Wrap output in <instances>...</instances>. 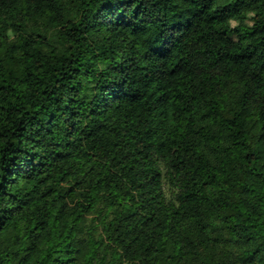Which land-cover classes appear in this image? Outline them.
<instances>
[{
    "label": "trees",
    "instance_id": "1",
    "mask_svg": "<svg viewBox=\"0 0 264 264\" xmlns=\"http://www.w3.org/2000/svg\"><path fill=\"white\" fill-rule=\"evenodd\" d=\"M0 264H264V0H0Z\"/></svg>",
    "mask_w": 264,
    "mask_h": 264
}]
</instances>
